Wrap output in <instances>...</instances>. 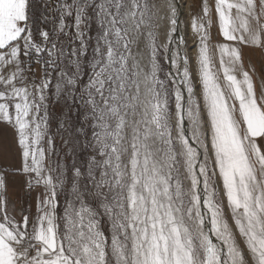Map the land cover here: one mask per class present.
<instances>
[{"label":"snow or ice","instance_id":"1","mask_svg":"<svg viewBox=\"0 0 264 264\" xmlns=\"http://www.w3.org/2000/svg\"><path fill=\"white\" fill-rule=\"evenodd\" d=\"M181 15L0 0V264H264V0Z\"/></svg>","mask_w":264,"mask_h":264},{"label":"rangeland","instance_id":"2","mask_svg":"<svg viewBox=\"0 0 264 264\" xmlns=\"http://www.w3.org/2000/svg\"><path fill=\"white\" fill-rule=\"evenodd\" d=\"M183 4L187 5V11L184 12V25H185V35L188 38L189 45L193 43L195 39L194 34L190 27V21L192 15L199 11L200 0H180ZM213 34H215V28L213 29ZM195 49H191V53H194ZM249 59L256 65L257 74L256 81L260 83V58L258 54L254 53L251 49H244V63L245 66H249Z\"/></svg>","mask_w":264,"mask_h":264},{"label":"crops","instance_id":"3","mask_svg":"<svg viewBox=\"0 0 264 264\" xmlns=\"http://www.w3.org/2000/svg\"><path fill=\"white\" fill-rule=\"evenodd\" d=\"M12 145L11 140V131L0 127V162H10L11 160V151L10 147ZM10 193L12 199L16 201L17 208L25 202L28 198L20 190V186L13 185L10 188Z\"/></svg>","mask_w":264,"mask_h":264},{"label":"bare ground","instance_id":"4","mask_svg":"<svg viewBox=\"0 0 264 264\" xmlns=\"http://www.w3.org/2000/svg\"><path fill=\"white\" fill-rule=\"evenodd\" d=\"M180 4L182 5V15H181V20L183 21V28H184V32H185V25H184V12L187 11V5L183 4L180 0H179Z\"/></svg>","mask_w":264,"mask_h":264}]
</instances>
